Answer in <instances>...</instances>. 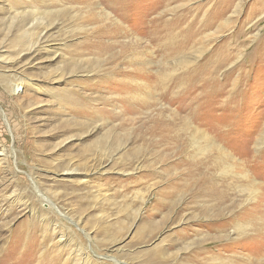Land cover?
Returning a JSON list of instances; mask_svg holds the SVG:
<instances>
[{"label":"rangeland","instance_id":"rangeland-1","mask_svg":"<svg viewBox=\"0 0 264 264\" xmlns=\"http://www.w3.org/2000/svg\"><path fill=\"white\" fill-rule=\"evenodd\" d=\"M153 251L264 264V0H0V264Z\"/></svg>","mask_w":264,"mask_h":264},{"label":"bare ground","instance_id":"bare-ground-1","mask_svg":"<svg viewBox=\"0 0 264 264\" xmlns=\"http://www.w3.org/2000/svg\"><path fill=\"white\" fill-rule=\"evenodd\" d=\"M113 5H114V3H113ZM112 5V6H113ZM115 21V20H114ZM182 21V20H181ZM111 23V22H110ZM113 27V26H112ZM107 28V27H106ZM107 30H109V29H107ZM108 32V31H107ZM222 48V47H221ZM124 49V48H123ZM125 50V49H124ZM123 50V51H124ZM221 51H222V49L219 51V48L217 49V50H215V56H219L220 54H222L221 53ZM124 52H126V51H124ZM132 52V51H131ZM214 52V51H213ZM127 53V52H126ZM149 53L151 54V55H153V51H150L149 50ZM148 53V54H149ZM118 54V53H117ZM120 54V53H119ZM125 54V53H124ZM214 54V53H213ZM144 55V54H143ZM145 56V55H144ZM223 56V55H222ZM134 57V59H135V57L136 56H133ZM137 57H139V56H137ZM221 58V57H220ZM219 59V58H218ZM152 60V59H151ZM222 60H223V58H222ZM206 63L205 64H207V65H209L208 64V62L207 61H205ZM202 63V62H201ZM216 63V62H215ZM223 62H221V61H217V63L215 64V66H220L221 64H222ZM145 64V63H144ZM148 64V63H147ZM150 64V63H149ZM205 64H204V66H205ZM214 65V64H213ZM209 66H211V64L209 65ZM223 66V65H222ZM201 67V66H200ZM202 68V67H201ZM213 67H211V69H212ZM217 68V67H216ZM203 69V68H202ZM218 69V68H217ZM220 69V68H219ZM216 70V69H215ZM207 71V70H206ZM200 78V77H199ZM201 79V78H200ZM203 80V79H202ZM209 80V79H208ZM12 91V90H11ZM48 204H50L49 202H48ZM157 258V255H156V251H153V252H151L150 253V256H149V258H148V261H147V263H145V264H159L158 263V260L156 259Z\"/></svg>","mask_w":264,"mask_h":264}]
</instances>
